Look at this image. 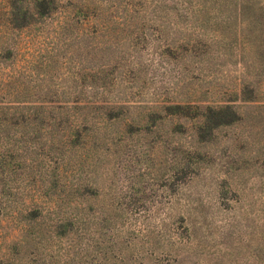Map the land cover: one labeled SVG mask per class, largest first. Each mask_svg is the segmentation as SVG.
<instances>
[{
  "label": "rangeland",
  "instance_id": "obj_1",
  "mask_svg": "<svg viewBox=\"0 0 264 264\" xmlns=\"http://www.w3.org/2000/svg\"><path fill=\"white\" fill-rule=\"evenodd\" d=\"M0 111V264H264V0H0Z\"/></svg>",
  "mask_w": 264,
  "mask_h": 264
},
{
  "label": "trees",
  "instance_id": "obj_2",
  "mask_svg": "<svg viewBox=\"0 0 264 264\" xmlns=\"http://www.w3.org/2000/svg\"><path fill=\"white\" fill-rule=\"evenodd\" d=\"M255 25L259 27V22L255 21ZM16 116L17 115L15 113L8 114L0 111V134L1 133L4 134L3 137H0V163L4 162L6 163L5 165H8V167H10L9 166L10 162L6 161V159H15L18 153H22V155H24L23 148L21 149L15 148V143L12 142V139L14 137L13 132L16 131L9 127L11 126L15 128L21 127V130L25 132L28 131L26 129L30 124L29 122H34L33 119H28L26 115H23L22 117H18V118H16ZM20 124L22 126H20ZM33 171L34 169H32L31 171L32 177H34ZM30 203H33V198L30 199ZM34 203H36V201H34Z\"/></svg>",
  "mask_w": 264,
  "mask_h": 264
}]
</instances>
